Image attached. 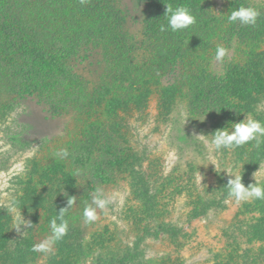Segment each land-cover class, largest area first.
<instances>
[{"label": "rangeland", "instance_id": "374dc122", "mask_svg": "<svg viewBox=\"0 0 264 264\" xmlns=\"http://www.w3.org/2000/svg\"><path fill=\"white\" fill-rule=\"evenodd\" d=\"M155 1L150 12L147 9L151 0H121L119 2L124 3L121 9L112 5L106 7L111 11L110 18L115 19L114 13L117 12L116 18L129 16L132 24L138 22L141 25L140 22H148L149 15L155 16L162 11ZM109 2L113 3L112 0ZM196 3L198 17L212 21L207 27L192 26L198 48L191 54L182 51L186 46L182 48L177 59L186 66V75H177L179 83L182 78L188 79L190 69L187 71V68L192 61L206 63L201 60L215 58L218 47L227 50L223 61L230 66L232 62L239 66L243 62L241 52L248 51L245 42H254L255 33L264 27V0H196ZM241 6L260 12L255 25L227 21V15ZM33 30L30 39L37 41L38 38L42 43L51 41L43 29ZM32 34L37 38L34 39ZM254 44L264 50V36ZM142 72L143 69L138 67L133 76L139 78ZM148 74L136 84L137 90L130 89L131 83L126 86L110 83L123 90L125 95H137L143 87L149 91L140 109L131 108L126 112L116 109L117 116L110 120L117 124L110 130L114 137L120 138L124 134L127 140L126 157L121 161L122 165L116 155L111 157L112 164H101V173L93 176L95 179L88 183V187L84 183L85 177L78 173L74 175L77 185L71 197L76 198V203L69 218L74 224L69 234L72 237L53 244L49 253L30 251L26 257L28 264H104L109 259L122 264H262L258 258L264 244L261 200L237 204L230 199L220 211L192 217L199 197L206 195L208 189H214L218 175L226 178L229 174H240L251 143L235 150L210 152L209 142L217 129L243 121L247 110L225 93L221 99L230 105L225 108L222 120L211 119L210 114L198 115L193 110L196 105L192 108L189 103L190 95L181 94L173 113L163 120L159 92L167 77L160 75V71ZM105 80L93 78L91 89L102 87L103 90L108 82ZM209 103H212L211 98ZM104 104L107 105L106 101L94 107L88 118L74 111L63 119L52 118L36 102L20 98L15 100L6 119L0 121V214L9 229L5 236L13 242L22 239L28 243L29 240L33 248L50 237L51 218L46 209L50 205V190L41 170L63 160L54 153L64 148L67 142L80 139L84 124L97 119L107 124L109 118H105ZM130 150L138 154L136 171L151 178L153 189L150 194L158 190L155 210L148 215L144 213L148 205L140 200L123 169L128 163L127 157L132 154ZM66 163L68 169L75 170L69 162ZM255 172L257 181L264 184V163ZM254 173L251 178L255 183ZM97 189L102 190L111 203L103 211L97 209L96 221L86 223L83 210L92 203ZM14 203L15 211H11ZM165 224L172 225L177 235L165 234L162 230ZM8 250L12 252V247ZM9 254L0 255V264H11ZM128 254L131 256L127 257ZM132 254L137 256L135 260H130Z\"/></svg>", "mask_w": 264, "mask_h": 264}, {"label": "trees", "instance_id": "16d2710c", "mask_svg": "<svg viewBox=\"0 0 264 264\" xmlns=\"http://www.w3.org/2000/svg\"><path fill=\"white\" fill-rule=\"evenodd\" d=\"M112 1L85 0L82 3L81 0H0V121L6 119L15 100L20 98L36 102L52 118L63 119L74 111L87 117L94 107L105 101L107 103L103 110L105 118H109L107 124L104 125L99 119L84 124L81 138L64 145L70 155L41 170L50 190V205L46 209L51 219L56 215V210L66 207L67 199L76 188L74 175L78 173L85 177L84 183L88 187V183L95 179L93 176L101 173V164H112L111 157L116 155L122 165L126 157L124 154L126 148H129L127 140L124 134L120 138L114 137L110 130L117 124L110 120L117 116L116 109H122V112L131 108L140 109L149 91L143 87V91L137 95H125L123 90L116 89L111 82L124 86L131 83L130 89L137 90L136 84L143 81V76L145 78L149 72L160 71V75L167 77L166 84L159 92V110L163 120L173 113L181 94L190 95L189 103L192 108L196 105L193 110L198 115L210 114L211 119L222 120L225 108L230 105L227 100L225 102L221 99L226 93L234 103L243 104L251 117L264 122V50L254 44L264 36V27L255 33L252 39L254 42H245L244 47L248 51L245 54L241 52L243 62L239 66L233 62L230 66L227 61L218 62L215 58L201 60L206 63L192 61L187 68V71L190 69L188 79L185 81L182 78L183 81L179 83L177 75H186V66L177 59L182 48L186 46L182 51L189 54L198 48V42L193 39L192 26L197 24L199 27H207L212 21L198 17L196 0H156L162 11L155 16L149 15L148 22H140L141 25L138 22L132 24L129 16L120 15L116 18L117 12L114 13L115 19L110 18L111 11L107 5L116 6V9L124 5L119 2L121 0ZM153 1L148 12L153 10ZM167 4L174 8L180 5L188 7L196 17V23L187 30L161 32L160 25H167L164 16ZM144 23L145 27H142ZM38 28L49 34L51 41L42 43L33 34L31 36L37 38V41L30 39L29 34ZM138 67L143 69L139 78L133 76L137 74ZM93 78L106 79L108 82L105 88L92 90ZM71 91L74 94H70ZM209 98L212 103H209ZM250 146L248 158L239 174L246 187L254 183L252 173L264 163V143L259 148L254 146V142ZM130 152L132 154L127 157L128 163L123 169L134 191H138L140 200L148 205L144 212L148 215L155 210L158 190L150 194L153 189L151 178L136 171L138 154ZM66 162L75 170L68 169ZM229 178L217 176L214 189H208L206 195L199 197L198 206L192 212L193 218L225 207V201L230 200L225 188ZM261 202L264 208V200ZM72 207L67 213L68 220L74 213ZM0 217V255L10 253L11 264H28L26 257L32 251L33 243L28 240L29 245L22 239L21 242H13L5 236L9 229L3 224L4 216L0 214ZM72 228L74 224L69 221L68 234L64 238L72 237L69 235ZM162 230L165 234L177 235L170 224H165ZM11 247L12 252H8ZM132 255L130 260H135L137 256ZM130 256L128 254L127 257ZM258 258L264 264V244ZM104 264L122 262L109 259Z\"/></svg>", "mask_w": 264, "mask_h": 264}, {"label": "clouds", "instance_id": "9594fccd", "mask_svg": "<svg viewBox=\"0 0 264 264\" xmlns=\"http://www.w3.org/2000/svg\"><path fill=\"white\" fill-rule=\"evenodd\" d=\"M85 2V0H81ZM164 16L167 19V25L161 24L160 31L165 32L171 30L172 32H179L189 29L196 23V17L191 13L186 6L180 5L175 8L171 4L166 5V12ZM260 12L252 7L241 6L232 10L227 15L229 23H239L240 25L249 26L255 25ZM227 50L223 47H218L215 53V60L222 62L226 56ZM220 112V111H216ZM204 136V135H203ZM212 139L209 142V151L220 152L221 150H235L246 144L254 142V146L259 148L264 143V122L257 120L251 115H246L243 121L237 123H230L224 128L217 129L211 134ZM70 155L66 148H62L54 156L60 159L67 158ZM259 171V170H258ZM257 171V172H258ZM254 173L255 183L249 184L247 187L242 182V175L229 174L227 185V197L234 199L237 204L247 202L250 200H264V184H260L256 179ZM76 203L75 197L67 199L66 207L56 210V215L50 220L49 227L51 230L50 237L46 238L39 244L33 245L32 251L49 253L52 250V245L61 241L67 234L69 228V220L66 218L68 210ZM111 201L104 196L102 190L97 189L93 195L92 203L86 205L83 210V218L86 223H92L98 219L97 209L105 210ZM94 205V206H93ZM11 211H15V203ZM31 227V224L28 225Z\"/></svg>", "mask_w": 264, "mask_h": 264}]
</instances>
